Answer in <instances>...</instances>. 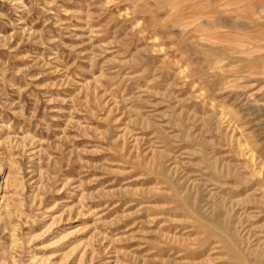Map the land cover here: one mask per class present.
Wrapping results in <instances>:
<instances>
[{
    "label": "rangeland",
    "instance_id": "rangeland-1",
    "mask_svg": "<svg viewBox=\"0 0 264 264\" xmlns=\"http://www.w3.org/2000/svg\"><path fill=\"white\" fill-rule=\"evenodd\" d=\"M0 264H264V0H0Z\"/></svg>",
    "mask_w": 264,
    "mask_h": 264
}]
</instances>
